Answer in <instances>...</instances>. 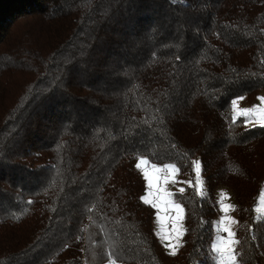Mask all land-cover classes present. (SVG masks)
<instances>
[{
    "label": "trees",
    "instance_id": "trees-1",
    "mask_svg": "<svg viewBox=\"0 0 264 264\" xmlns=\"http://www.w3.org/2000/svg\"><path fill=\"white\" fill-rule=\"evenodd\" d=\"M260 91L264 0H0V264H217L220 184L238 264H264V127L231 103ZM142 158L201 162L175 255Z\"/></svg>",
    "mask_w": 264,
    "mask_h": 264
},
{
    "label": "rangeland",
    "instance_id": "rangeland-1",
    "mask_svg": "<svg viewBox=\"0 0 264 264\" xmlns=\"http://www.w3.org/2000/svg\"><path fill=\"white\" fill-rule=\"evenodd\" d=\"M14 29V28H13ZM258 97L250 102L248 98L244 97L243 100L238 99V103L236 108H233L234 116L237 118L241 110L243 109H250V108H264V101L260 100V97H264V91H260L257 95ZM246 117V123L245 125L247 127H253V126H259L258 123L252 124L249 121H257L259 120V113H249ZM141 160V159H140ZM199 161V160H196ZM200 162V161H199ZM140 163V161L137 162V164ZM150 164V170L152 169V164L147 162V164H142L140 167V170L142 174L144 175V171L148 168V165ZM173 166V165H172ZM159 168V167H158ZM163 171L160 173V175L167 176L168 182L166 184H163V187L167 192L172 193V195L168 198L171 201V204H173L172 196L173 193H180V189H185L188 186H195L197 187L198 191L200 193L205 194L206 192V181L205 177L201 173V162H200V181L197 183V177H196V171L194 167V172L191 175H179L177 169L175 168V172L173 173L171 168H166L165 166L160 168ZM216 198L219 205V215L215 220L216 230H217V237L214 242V252L217 257V264H226V262L222 261L221 253L217 251V247L220 245V237H223L227 241H239L236 237V232L238 228L242 225L239 224L238 220V205L235 199V192L229 185L220 184L216 190ZM144 196V195H143ZM150 204V203H149ZM258 215L260 218L264 221V192L261 198L260 205L258 207ZM171 207L169 208V210ZM228 226L231 230V232L234 234L232 236L229 235V233L223 231L225 226ZM238 243H232L231 247L234 252V260L231 262V264H238L237 256H236V247ZM262 256H264V248H262Z\"/></svg>",
    "mask_w": 264,
    "mask_h": 264
},
{
    "label": "snow or ice",
    "instance_id": "snow-or-ice-1",
    "mask_svg": "<svg viewBox=\"0 0 264 264\" xmlns=\"http://www.w3.org/2000/svg\"><path fill=\"white\" fill-rule=\"evenodd\" d=\"M240 100H243L244 97L240 96ZM260 100L264 101V97H260ZM232 106L235 109L237 106L238 101L232 100ZM259 113V120L257 121H249L252 124L258 123L261 127H264V108H250V109H243L239 113V115L247 116L249 113ZM142 164H147V160L141 159L140 163L136 165L137 168H140ZM195 171H196V177H197V183L200 181V162L195 161ZM166 168H171L173 173L175 172V166L172 165H166ZM163 170L158 168L156 165H152V171L149 172L147 170L144 171V177L148 181V187L150 189L149 195L153 197L152 200H149L147 197H144V202L146 204L151 203L153 207L162 209L164 212L169 211V207H172L174 211L176 212L175 217H171L172 223H173V232H176L177 238H179L180 232L179 229L175 226L176 223L182 218L183 215V209L179 204L172 205L171 201L168 199L172 193L167 192L165 188L163 187V184H166L168 182L167 176H161L160 173ZM181 192L184 191V189H180ZM168 218V217H165ZM223 231L229 233L230 236L234 235L230 228L226 225L223 229ZM171 235V233H166V236ZM239 243V241H227L223 237H220V245L217 247V251L221 253V258L223 262H226V264H231V262L234 260V252L231 247L232 243ZM173 255L176 253L173 251Z\"/></svg>",
    "mask_w": 264,
    "mask_h": 264
},
{
    "label": "crops",
    "instance_id": "crops-1",
    "mask_svg": "<svg viewBox=\"0 0 264 264\" xmlns=\"http://www.w3.org/2000/svg\"><path fill=\"white\" fill-rule=\"evenodd\" d=\"M138 161H141V160L139 159ZM150 168L151 167H150V164H149L148 168L146 170L151 172L152 169L150 170ZM159 168H162V167H159ZM143 177H144V175H143ZM144 179H145V177H144ZM145 182H146V189H145V192L143 194L144 195L143 198L147 197L149 200H152L153 197L149 195L150 189L148 187V181L146 179H145ZM172 200H173V196H172ZM175 204H177V203H175L173 201L172 205H175ZM180 206L183 209L182 205H180ZM153 208L155 210L154 222H155L156 231H157V234L159 236L160 241L163 243L165 249L169 253L172 254L173 251L175 253H177L178 249L182 245V238H183V234L185 232L184 210H183L182 218L175 225L179 229V232H180L179 238H177L176 232L172 231L173 223H172V219H170L171 217H175V215H176V212L174 211V209L171 207V209L168 212H164L162 209H158V208H155V207H153ZM165 217H168V218H165ZM166 233H171V235L166 236ZM263 259H264V256H263ZM103 264H123V263H120V262H118V263L106 262V263H103Z\"/></svg>",
    "mask_w": 264,
    "mask_h": 264
}]
</instances>
